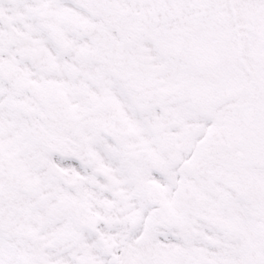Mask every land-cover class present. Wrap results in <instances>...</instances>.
<instances>
[{
  "label": "snow or ice",
  "instance_id": "snow-or-ice-1",
  "mask_svg": "<svg viewBox=\"0 0 264 264\" xmlns=\"http://www.w3.org/2000/svg\"><path fill=\"white\" fill-rule=\"evenodd\" d=\"M0 264H264V0H0Z\"/></svg>",
  "mask_w": 264,
  "mask_h": 264
}]
</instances>
